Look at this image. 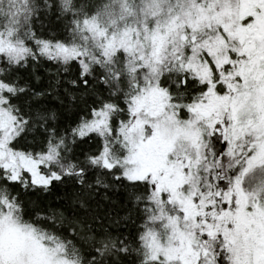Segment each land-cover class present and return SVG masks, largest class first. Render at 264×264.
<instances>
[{
  "label": "snow or ice",
  "instance_id": "snow-or-ice-1",
  "mask_svg": "<svg viewBox=\"0 0 264 264\" xmlns=\"http://www.w3.org/2000/svg\"><path fill=\"white\" fill-rule=\"evenodd\" d=\"M0 264H264V0H0Z\"/></svg>",
  "mask_w": 264,
  "mask_h": 264
}]
</instances>
